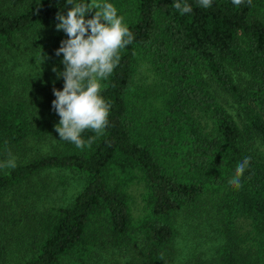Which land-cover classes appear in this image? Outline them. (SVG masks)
I'll return each mask as SVG.
<instances>
[{
  "label": "trees",
  "instance_id": "16d2710c",
  "mask_svg": "<svg viewBox=\"0 0 264 264\" xmlns=\"http://www.w3.org/2000/svg\"><path fill=\"white\" fill-rule=\"evenodd\" d=\"M105 2L134 40L101 81L108 127L86 130L85 140L96 138L78 149L52 129L53 88L64 86L55 52L68 38L56 16L71 5L0 0V47L11 52L24 38L45 68L20 92L0 70V163L17 158L15 168L0 167V264H97L107 250L123 264H264V0L209 8L186 0L185 15L176 0ZM139 65L156 81L140 77ZM245 157L236 188L229 181ZM57 170L82 175L84 186L67 204L37 208L35 177ZM130 179L144 188L138 217ZM188 210L203 211L220 240L181 261L176 221Z\"/></svg>",
  "mask_w": 264,
  "mask_h": 264
},
{
  "label": "clouds",
  "instance_id": "9594fccd",
  "mask_svg": "<svg viewBox=\"0 0 264 264\" xmlns=\"http://www.w3.org/2000/svg\"><path fill=\"white\" fill-rule=\"evenodd\" d=\"M72 7L67 15L57 13V31H63L67 39L61 41L55 55H63L64 71L59 75L64 80L63 90L53 88L55 99L52 108L60 117L55 131L60 140L73 143L78 149L90 147L96 136L104 134L109 124L111 104L101 95L102 83L107 80L119 65L121 50L132 44L133 33L129 30L124 17L118 15L117 8L105 0H66ZM240 6L244 0H232ZM248 5L252 0H247ZM204 8L212 5V0H198ZM173 7L181 15L192 12L186 0H176ZM95 10V11H94ZM86 19V14L92 13ZM55 72L56 69L54 68ZM90 130L96 136L88 140L83 133ZM0 163V167L15 168L16 157ZM251 157H245L235 169L229 181L236 188L241 187V177L249 166Z\"/></svg>",
  "mask_w": 264,
  "mask_h": 264
},
{
  "label": "rangeland",
  "instance_id": "374dc122",
  "mask_svg": "<svg viewBox=\"0 0 264 264\" xmlns=\"http://www.w3.org/2000/svg\"><path fill=\"white\" fill-rule=\"evenodd\" d=\"M88 2L90 3V0ZM94 11L86 14L85 18H92ZM144 68L142 67L141 69L139 65V76L143 79L148 76L145 80L148 82L156 81L152 74L143 70ZM44 69L42 60L35 55L24 38L18 40V46L11 52L0 47V70L3 72L7 83H9L13 91L20 92L23 87L30 89V82ZM219 99L225 104L228 111L235 115L234 103L230 98L227 95L221 94ZM55 126L52 125L53 131L55 130ZM34 145V142L28 143V147ZM52 145H54L53 140ZM40 148L45 151L49 147L44 144ZM84 184L85 180L82 175L67 170L47 171L39 174L35 177L33 184V189L37 192V196L35 197L37 208H44L46 204L51 206L69 203L78 191L82 189ZM125 189L129 195L134 216L138 217L142 213L143 184L140 180L130 179ZM208 223L210 222L203 211L192 212L188 210L177 216L176 227L179 232L175 240L178 250L177 260L183 261L199 252L209 254L218 245L220 239L208 227ZM107 251V253L102 254V259L98 258L96 260L97 264L124 263V258L118 252L113 250Z\"/></svg>",
  "mask_w": 264,
  "mask_h": 264
}]
</instances>
